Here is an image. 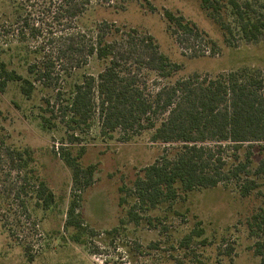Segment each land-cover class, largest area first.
<instances>
[{
  "label": "rangeland",
  "instance_id": "1",
  "mask_svg": "<svg viewBox=\"0 0 264 264\" xmlns=\"http://www.w3.org/2000/svg\"><path fill=\"white\" fill-rule=\"evenodd\" d=\"M103 3L93 1L76 20V31L94 38V26L105 21L113 29L150 35L159 51L181 67L172 80L193 74L214 78L240 68L253 69L264 79V34L257 43L234 38L228 43L229 35L205 15L197 0H148L149 4L113 0L112 8ZM165 12L194 24L202 33L201 41H191L188 50L180 49L167 31ZM49 22L40 26L42 36L34 38L28 31L21 36L8 0H0V62L33 85L29 99L21 94L20 82L7 83L0 92V138L31 152L37 173L54 196L47 211L33 209L30 200L29 218L14 210L15 217L8 221L12 236L0 223V264H260L252 250L256 239L248 235L246 222L264 204V185L247 198H241L231 185H219L180 194L174 201L148 209L136 205L132 188L143 169L161 157L164 145L151 143L149 132L129 139L120 132L101 136L96 114L87 130H71L60 122V113L52 108L60 102L55 97L67 98L75 84L84 77H96L103 66L94 57L78 66L58 57L51 39L65 32ZM211 48L214 54L209 53ZM192 53L196 57H189ZM30 67L35 73L28 72ZM38 73L45 74L40 81L35 80ZM162 83L148 76L145 93H153ZM44 121H49V129L42 127ZM71 134L77 139L73 145L66 143ZM63 145L74 156L82 152V166L95 170L90 187L75 192L86 228L83 240L89 246L74 243L73 230L65 227L73 188L71 172L57 155ZM134 205L137 222L128 218ZM112 230L116 231L108 238L106 232ZM187 236L191 239L184 245ZM94 251L97 254L92 255Z\"/></svg>",
  "mask_w": 264,
  "mask_h": 264
},
{
  "label": "trees",
  "instance_id": "2",
  "mask_svg": "<svg viewBox=\"0 0 264 264\" xmlns=\"http://www.w3.org/2000/svg\"><path fill=\"white\" fill-rule=\"evenodd\" d=\"M93 1L8 0L13 24L19 26L21 36L26 31L34 38L42 36L40 26L50 21L49 26L57 25L65 32L51 39L58 57L77 66L83 59L94 57L103 66L96 77H84L75 84L67 98L55 97L60 102L52 108L55 106L60 113V122L71 130H87L96 114L101 136L120 132L129 139L149 132L151 143L164 145L161 157L144 168L142 177L133 184L136 205L155 209L180 194L219 185L235 187L241 198L256 193L264 185V79L260 73L240 68L214 78L193 74L172 80L181 67L159 51L150 35L133 29H113V24L105 21L94 26V38L76 31V20L92 7ZM142 1L149 4L148 0ZM197 1L205 15L229 35L228 43L234 38L253 44L263 36L264 0ZM103 4L112 8L113 0H104ZM164 18L169 35L180 49L188 50L191 41H201L202 33L182 16L165 12ZM214 50L211 48L209 53L214 54ZM189 57L196 56L192 53ZM33 69L30 67L28 72L35 73ZM44 76L35 74V80ZM148 76L164 81L151 94L145 93ZM10 82H20L21 94L26 99L31 97L32 83L0 62V92ZM48 125L49 121L42 122L43 128L49 129ZM73 135L67 136V144L77 141ZM57 155L72 177L73 194L65 227L73 230L74 243L89 246L83 240L86 228L78 211L80 197L75 192L90 187L94 167H83L82 152L74 156L64 145ZM30 200L33 209L42 211L54 204L53 193L37 173L31 152L11 147L0 138V223L9 236L13 233L8 221L15 217L14 210L29 218ZM136 207L128 212L131 222L139 220ZM246 227L248 235L256 239L253 255L264 264V204L249 217ZM115 231L106 232L108 238ZM92 233L91 237H95ZM190 239L184 238L183 244L187 245ZM28 250L25 246L24 253L30 262Z\"/></svg>",
  "mask_w": 264,
  "mask_h": 264
}]
</instances>
